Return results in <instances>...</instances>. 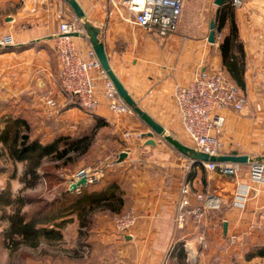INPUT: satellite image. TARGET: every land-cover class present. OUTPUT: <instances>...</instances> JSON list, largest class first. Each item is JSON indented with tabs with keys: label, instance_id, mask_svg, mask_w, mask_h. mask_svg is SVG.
I'll return each mask as SVG.
<instances>
[{
	"label": "crops",
	"instance_id": "obj_1",
	"mask_svg": "<svg viewBox=\"0 0 264 264\" xmlns=\"http://www.w3.org/2000/svg\"><path fill=\"white\" fill-rule=\"evenodd\" d=\"M76 1L85 13V20L100 29L99 38L108 62L132 99L157 122L177 131L175 138L182 142L184 136L173 120L171 84L173 80L187 78L191 66L203 57L218 67V42L206 43L202 36L197 38L195 45L183 42L179 37L161 38L154 32L144 31L135 25L132 14L121 5L122 0ZM53 12L51 0H0V36L11 34L15 42L0 47V194L9 192L14 196L16 189L22 188L20 177L24 162H12L3 142L7 124L12 123L18 114L30 110L41 125L46 119L58 123H76L87 117L89 120L102 119L120 131L122 141H127L131 134H138V140L142 141L138 144L139 149L144 143L153 150L169 152L171 160H149L145 167L143 164L132 170L131 184L127 185L130 196L122 208H134L137 222L128 234L122 236V241L109 220L99 235L102 251L99 257L109 261L113 251L112 256L122 258L124 264H160L173 244L172 252H184L187 264H264V255L246 258L252 248L264 246V232L246 229L250 221L264 216V186L250 184L242 174L224 179L199 164H190L189 157L171 145V150L161 148L160 143L166 147L169 144L156 134L151 137L154 143H149L150 138L146 136L149 128L145 132L125 134L123 130L129 129L130 122L111 116L103 104L92 112L66 106L68 95L60 88L53 50L52 35L58 32ZM235 21L246 55L245 89L242 92L245 96L249 94L250 100L256 93L258 100V81L264 75V0H244L243 7L235 10ZM76 44L83 48L86 42L78 38ZM209 50L213 52L212 59L206 55ZM44 97L54 99L56 106H46ZM250 102L249 113L228 116L227 141L238 139L245 143L259 136L255 118L258 113L254 110L257 105ZM247 144L253 149L254 144ZM241 149L229 152L250 154ZM132 151H125L126 156L130 157ZM143 152L140 150V154ZM155 162L157 164L153 165ZM184 179L189 182L192 192L210 190L221 197L222 204L219 209L209 210L202 224L188 220L183 228L177 229L172 221L174 205L179 184ZM235 186L236 190L233 189ZM233 191L244 196L240 204L233 203L230 196ZM9 208L0 205V233L7 226L1 214L11 212ZM224 221L226 229L223 234ZM200 231L208 240L206 248L196 242L195 236ZM230 238L235 239V243L229 244ZM185 244L189 249H185ZM0 252L9 254L1 236ZM178 252L172 260L177 258Z\"/></svg>",
	"mask_w": 264,
	"mask_h": 264
},
{
	"label": "built area",
	"instance_id": "obj_2",
	"mask_svg": "<svg viewBox=\"0 0 264 264\" xmlns=\"http://www.w3.org/2000/svg\"><path fill=\"white\" fill-rule=\"evenodd\" d=\"M60 3L61 0H51V8L54 7L53 16L58 22V32L52 35L53 50L58 65L59 85L63 92L75 98L79 108L86 111H95L103 104L107 112L116 118L126 119L127 116L135 114L132 107L118 95L113 82L100 65L88 40L83 20L78 19L74 13L68 14L60 7ZM227 3L236 10L243 7L244 0H228ZM121 5L132 14L135 25L144 31L154 32L161 38L179 37L183 42L196 45L197 39H189L178 31L184 0H122ZM220 37L221 32H215L214 43H217ZM78 38L86 42L85 47L82 48L76 44ZM203 39L206 43L209 42L207 36ZM14 44L11 34L0 36V47ZM188 74L187 78L180 81L173 80L171 84V100L175 114L173 120L177 122L184 136L181 143L209 155L231 154L229 147L242 146L243 143L238 139L228 141L225 139L227 119L230 115L244 114L248 104L247 97L234 81L221 69L210 64L205 57L195 66H191ZM258 93L256 122L260 129V144L264 149V75L258 81ZM44 102L50 108L56 106V102L51 97H44ZM163 127L165 134L176 139L177 131ZM248 157L247 163L201 161L197 164L224 178L241 175L243 172L241 166L247 164L248 182L264 186V159L252 157L251 154H248ZM188 160L190 164H194L192 159ZM102 170V168L96 171L79 170L69 181V189L70 185L81 177L86 179L87 184L94 183L103 175ZM80 189L81 186L76 187L74 191L80 192ZM233 189L236 190V186ZM234 193L235 191L230 195L233 203L240 204V199L244 196ZM221 204V197L210 190L192 192L189 182L184 179L179 184L172 221L177 229L183 228L188 220L202 224L207 212L219 209ZM136 222L137 214L134 208H128L123 213L112 217L110 226L113 231L125 236ZM246 229L251 232H264V216L250 221ZM195 239L202 248L208 246V240L203 231H200ZM232 243H235V239L230 238L229 244ZM173 247L174 245L170 244L160 264H165L166 256L172 253ZM185 249H189L187 244ZM93 264L124 263L114 258Z\"/></svg>",
	"mask_w": 264,
	"mask_h": 264
},
{
	"label": "rangeland",
	"instance_id": "obj_3",
	"mask_svg": "<svg viewBox=\"0 0 264 264\" xmlns=\"http://www.w3.org/2000/svg\"><path fill=\"white\" fill-rule=\"evenodd\" d=\"M60 7L65 9L68 14L73 15L71 8L63 0H61ZM216 10L217 6L214 4V0H184L183 13L178 30L179 33L188 36L189 39L208 36L210 22L214 20L215 23ZM227 31L228 25L223 28L222 34H225ZM206 55L211 58L213 52L210 50L208 52L206 51ZM218 68L222 70L221 64ZM254 95L256 96V93H254ZM255 96L250 100V95L248 94V104L244 111L245 114L249 113L248 108L250 107V101L256 106L257 98H255ZM68 97L76 106L74 98H71L70 96ZM77 107L79 108L78 105ZM119 119L130 122V126L128 125L130 131L129 129H124L123 131L125 134L128 132H145V130H148V127L139 120L135 114L127 116L126 119ZM72 122H66L67 124L61 127V134L73 136L75 132H77L76 134L80 137L83 135L82 133H86V140L89 142L87 151L82 153L80 149L81 147L69 146L68 152L61 159H55L56 157H54V153L46 156L42 161L43 163L57 161L60 165L57 175L61 178V183L49 188L45 185L43 180L40 179L38 182L36 181L35 185L31 188L25 189L22 184V188L16 189L14 196L28 195L33 198L44 197L46 199H51L66 190L71 191L68 187V183L79 170L86 169L89 171H96L102 168L103 175L94 182V185H92L94 189L92 192L96 193H93V196L84 201L79 208L72 210L71 212H65L62 215L61 220H64V224L59 227L62 232V239L52 241L42 240L36 248L21 244L18 246L17 250L8 255L4 252H0V264H93L106 261L103 256L99 257L102 254L100 249L101 246H99L98 241L100 240V232L107 227V222L112 217L123 213L128 208L124 210L122 207L118 208L115 201L108 203L107 201H104V199H99L101 197V194L99 193L105 189V193L103 194L106 195V198L112 197L113 195H122V197H125V199L123 198L125 200L123 203L127 204L126 201L130 196V187L127 185L131 184L132 170L136 167L138 169L143 164L145 167V164L147 165L149 160H171V156H168L169 152L153 150L144 143L141 146V149H139L138 144L142 141L138 140V134H131L129 135L130 140L128 138L127 141H122L120 139L122 138L120 131H116L109 125L106 127H96V121H94L93 118L89 120V117H87V119L77 120L76 123L75 121ZM10 129H12V127ZM44 129L49 131V128L45 125L38 123V125H32L31 129L26 132L29 133L31 138H34L35 135L45 132ZM18 131L22 134L23 131L25 132V129L18 127ZM50 137L51 133L49 132V134H46V137L44 136L43 139L44 141H47ZM242 143V146L233 145V147L229 148L231 151H237L242 148L241 150L250 152L252 157L264 155V149L260 144L259 136L251 140V142L245 141L244 143V141H242ZM247 143L254 144L253 149L248 146ZM66 144H71L70 140L66 139L61 142L58 147L63 148ZM160 146L165 150H171L172 148L170 145L166 147L167 145L165 146L164 143H160ZM140 150H143L144 152L140 154ZM125 151H132L130 157L125 156L119 161L120 152ZM154 164L157 163L155 162L153 165ZM241 167L243 169L242 176L246 179L247 164H244ZM189 170V175H191L192 169L190 168ZM224 181L225 180L221 181V183H224ZM110 184H116L117 187L111 189V187H109L111 186ZM82 187L83 186H81V188ZM80 192L76 191V193ZM9 209L11 211L12 207ZM24 209H27V206H25ZM119 236L120 240L123 241L122 233H119ZM98 250L100 251L98 252ZM111 252L113 253V251ZM111 252L109 256V258H111L110 260L117 258L116 256H112ZM177 252L178 250H175L169 256H166L165 264H187L185 261L186 254L184 252H178L177 258L174 260L171 259ZM98 259H100V261ZM119 260H122V258Z\"/></svg>",
	"mask_w": 264,
	"mask_h": 264
},
{
	"label": "trees",
	"instance_id": "obj_4",
	"mask_svg": "<svg viewBox=\"0 0 264 264\" xmlns=\"http://www.w3.org/2000/svg\"><path fill=\"white\" fill-rule=\"evenodd\" d=\"M228 25V31L222 34L223 28ZM215 32L220 33L221 37L218 42L220 53V64L223 72L228 78L236 83L241 89H245V66L246 55L244 45L239 38L238 28L235 21V10L229 3H225L216 10ZM72 98L71 95L67 94ZM76 106L68 97L67 107H77V101L74 98ZM92 112L91 110H87ZM30 110L23 115H17L15 119L7 124L3 135V142L6 146L7 154L12 162H24V168L20 181L24 185L23 188H31L36 181L43 180L45 185L52 188L54 185L61 183V178L58 177L57 171L60 165L57 161L43 163V159L54 153L55 159H61L69 150L70 147H81L82 153L87 151L89 142H87V134L78 137L77 135H63L61 127L67 123L55 122L51 119H46L44 125L49 128L52 134L50 139L44 141L46 132H41L31 138L29 131L32 125H38L39 121L35 120L34 114ZM96 121V127H106L104 120L93 118ZM12 127V129H10ZM16 127V128H14ZM18 127L25 129L22 134L19 133ZM14 128V129H13ZM66 139L70 140L71 144L59 148V144ZM264 157V155L262 156ZM71 160V159H70ZM15 172V171H14ZM113 183V182H112ZM95 183L87 184L81 188L80 193L76 191H64L51 199L44 197H31L28 195L12 196L11 193L0 194V205L12 207L11 212L3 211L2 218L7 221V226L0 233L4 243L11 254L17 250L19 245H27L31 248H36L42 240H60L62 232L59 227L63 226L64 220H61L65 212H71L80 207L84 201L93 196L92 192ZM111 189L117 187L116 184H110ZM92 187V188H91ZM89 188V189H88ZM105 189L99 194V199H104L108 203L115 201L118 208L122 207L124 200L122 195H113L106 198ZM96 193V192H95ZM94 193V194H95ZM111 205V204H110ZM27 206V209H24ZM59 219V220H57ZM53 225V226H50ZM264 255V246H255L246 253V258L250 259L256 256Z\"/></svg>",
	"mask_w": 264,
	"mask_h": 264
},
{
	"label": "water",
	"instance_id": "obj_5",
	"mask_svg": "<svg viewBox=\"0 0 264 264\" xmlns=\"http://www.w3.org/2000/svg\"><path fill=\"white\" fill-rule=\"evenodd\" d=\"M68 4V6L71 8L72 12L76 15V17L80 20H83V26L86 30L88 40L92 46V49L95 52V55L106 72L109 79L113 82L118 95L130 106L132 107L135 114L140 118V120L149 128L148 132L146 133V136L150 138L151 144H153V140L151 137L156 134L157 136L161 137L163 140H165L169 145H171L173 148H175L178 152L181 154H184L188 156L190 159L194 161V164H197L201 161H230V162H236V163H247L249 160L248 155L245 154H229V155H209L202 152H198L181 142L177 141L176 139L172 138L170 135L165 134L164 127L159 124L154 118H152L146 111L141 109L136 102L132 99L128 91L125 89L121 81L118 79L114 71L112 70L104 48L103 42L99 38L100 29L87 22L85 20V13L80 6V4L76 0H63ZM228 0H214V4L219 7L225 3H227ZM209 33H208V41L210 43L215 42V23L214 20L210 22L209 25ZM127 154L125 152H121L119 154V161H121ZM258 159H264V157H258ZM86 179L84 177L79 178L76 182L72 183L70 185V190L74 191L76 187L79 186H86ZM223 234L225 233L226 229V222H223Z\"/></svg>",
	"mask_w": 264,
	"mask_h": 264
}]
</instances>
